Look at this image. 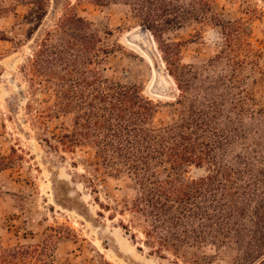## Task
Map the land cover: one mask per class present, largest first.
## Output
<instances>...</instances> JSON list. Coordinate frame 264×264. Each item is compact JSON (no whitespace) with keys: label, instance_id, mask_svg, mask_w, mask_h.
<instances>
[{"label":"trees","instance_id":"1","mask_svg":"<svg viewBox=\"0 0 264 264\" xmlns=\"http://www.w3.org/2000/svg\"><path fill=\"white\" fill-rule=\"evenodd\" d=\"M122 1L156 38L193 19L219 28L224 43L206 65L170 71L181 92L178 118L159 125V106L145 97L143 85L103 77L101 55L110 54L113 45L96 25L77 16L64 19L58 26L62 34L53 41L46 32L22 68L34 102L38 93H52V103L36 101L33 125L71 120L59 135L41 142L53 153L91 149L94 177L126 176L136 183L130 211L136 224L144 223L151 255L180 257L187 248L211 244L233 250L234 264H264V146L246 127L249 120L264 119V101L256 98L258 84H264V53L245 32V19L229 21L219 14L224 11L219 0ZM28 109L33 114V104ZM13 164V158L0 157V173ZM192 168L206 175L190 178ZM22 252L9 251L0 262Z\"/></svg>","mask_w":264,"mask_h":264},{"label":"rangeland","instance_id":"2","mask_svg":"<svg viewBox=\"0 0 264 264\" xmlns=\"http://www.w3.org/2000/svg\"><path fill=\"white\" fill-rule=\"evenodd\" d=\"M219 6L225 20L245 19V32L264 53V0H219ZM74 16L94 23L113 45L110 54L101 55L103 77L143 85L145 97L159 106V125L178 118L181 92L170 71L178 65H206L224 43L219 28L193 19L165 28L157 38L143 33V23L122 0H0V157L14 160L12 169L0 173V256L19 248L28 251L0 264H234L233 250L211 244L187 248L180 257L151 255L144 245V223L136 224L130 211L136 183L126 176L94 177L88 167L94 161L91 149L53 153L41 142L59 135L71 120L33 125L40 108L36 101H51L52 93H38L34 102L22 68L45 33H53L56 41L60 23ZM256 95L264 101V84H258ZM246 127L257 132L252 139L264 146V119L249 120ZM241 149L238 144L235 151ZM205 175L192 168L188 176Z\"/></svg>","mask_w":264,"mask_h":264},{"label":"water","instance_id":"3","mask_svg":"<svg viewBox=\"0 0 264 264\" xmlns=\"http://www.w3.org/2000/svg\"><path fill=\"white\" fill-rule=\"evenodd\" d=\"M142 32H143V33H147V30L143 29Z\"/></svg>","mask_w":264,"mask_h":264}]
</instances>
